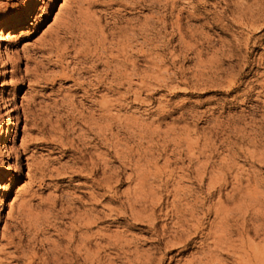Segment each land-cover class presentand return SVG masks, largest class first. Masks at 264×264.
I'll use <instances>...</instances> for the list:
<instances>
[{
  "label": "rangeland",
  "instance_id": "1",
  "mask_svg": "<svg viewBox=\"0 0 264 264\" xmlns=\"http://www.w3.org/2000/svg\"><path fill=\"white\" fill-rule=\"evenodd\" d=\"M27 3L0 0V20L23 19L6 31L0 50V89L7 100L0 103V128L7 114L13 123L0 146V264L61 260L72 230L74 240L89 237L91 253L100 246L97 264H134L153 246L159 248L152 264L190 258L239 264L252 249L255 257L245 264H264V0H159L155 7L148 0H41L28 15ZM146 24L149 44L142 57L139 33ZM123 33L134 37L122 52L129 58V84L117 85L115 93L99 89L92 99L110 98L115 108L116 147L104 158L121 182L108 189L82 168L88 157H76L80 147L83 154L95 152L94 160L105 154V137L96 136L98 116L80 123L68 100L74 94L73 104L94 106L73 90L72 77L61 75V64L45 49L55 37L79 47L91 34L103 61L108 42ZM66 55L71 60L73 51ZM73 67L69 63L67 70ZM125 146L131 165L120 158ZM186 207L193 209L183 217L191 229L175 235V216ZM76 212L95 219L90 230L73 222ZM173 235L176 243L167 245ZM125 241L130 255L117 256ZM134 248L139 253L133 256ZM83 254L78 263L88 264Z\"/></svg>",
  "mask_w": 264,
  "mask_h": 264
},
{
  "label": "bare ground",
  "instance_id": "2",
  "mask_svg": "<svg viewBox=\"0 0 264 264\" xmlns=\"http://www.w3.org/2000/svg\"><path fill=\"white\" fill-rule=\"evenodd\" d=\"M148 1L150 3V6H152V7H155L156 3L158 4V2H159V0H148ZM40 2H41V0H28L26 7H27L29 13H27V15L32 13L34 9H38V5ZM51 4H52V2L50 3V5ZM255 6L256 5L253 4L252 7L248 8L247 11L249 13V16L247 17V21L253 22L256 19V16L254 15L256 13L255 12V9H256ZM243 19L246 20L245 18H243ZM22 21H23V19H17L15 21H11L8 19H1L0 20V50L3 49V47H4L3 46L4 45L3 39H4V35H5L6 31L9 28L18 27V25H20L22 23ZM146 27H148V24L145 25L143 32L139 33L140 38H142V42L139 44L138 50L140 52V56H142V57L145 56V54L147 52L146 47L149 44V41L147 39V34L145 33V31L148 30ZM121 36L122 37L114 43L108 42V46L105 49L107 51H109L110 54L105 55L103 57V59H105V60H103V61H101L102 57L98 55L100 53L97 52L96 46H92L91 41L93 40V42H94V37L92 38L91 34H89V36L86 37L87 40H81L80 39L81 42L79 43L80 44L79 47H76L75 43L74 44L68 43L66 45L65 44L66 42H65L63 44V42H61L62 39L53 36L55 38L53 40L47 42V48L45 49V52H47V54H48V51L54 53L53 56L56 57V61L61 64V66H60L61 67V69H60L61 75L65 76V77H72V82H73V86H74L73 90L76 92H80L81 94L79 96L81 98H83L84 100L91 101V104L94 106L93 109L87 110V108H83L82 102H77V104H73V99H75V96H74V94L73 95L70 94L71 95L70 97L72 99L71 100L69 99L68 101L72 105L71 110L73 112H77L78 114H80V117H81L80 123L84 121L85 117H87L89 120H94L95 115L98 116L99 122H101V123L103 122L102 123L103 125H101L99 122L98 123L96 122V124H97L96 136L101 135V136L105 137L103 139L105 141V144L108 147L106 149L105 154H102V153L99 154L98 153L95 157L96 160H94L93 154L95 152L93 154L90 152L91 154H88V155L83 154L82 150L84 148L82 147L83 148L82 149L80 147L81 149L77 148L78 151L76 150V153L79 154L76 157H78L77 159L80 160L81 162L85 159V157H88L86 162H85V160L83 161L82 168L86 169L88 174L92 177V178L91 177H89V178H91L93 180V183L96 186L106 185L108 189H113V187L118 182H121L120 179L117 177L118 173L116 171L111 172V169L108 168V166H107L108 162L106 160V157L104 158V156L111 154L112 146L116 147V144H114L112 142V140L116 136L114 135L113 132H111L112 131V120H113L111 111L115 108H114L113 100L110 98L108 99L106 97L105 98L102 97V98H100V100L98 99V101L92 100V99H93V96H95V94H96L95 91H98L99 89L105 90L106 93H115L116 89H119V87H116L117 85L124 86V85L129 84L130 78H129V73L127 71V69H128L127 68V62L129 61V58L127 56H124V54H122V52L127 53V48L132 47L131 42L133 41L132 39L134 37H131L128 34H124V33L121 34ZM69 46H72L71 50L73 51V55H71V60H68L66 57L67 56L66 54L71 51V50H68ZM115 50L118 52V54L112 55L113 51H115ZM200 53H201V51L199 52V54ZM5 55H4L5 56L4 59L5 60L9 59L7 54H5ZM94 56L97 57L96 59L98 62H93L90 66H87V65L85 66V63L88 60H90L91 58H93ZM120 57H122V58L119 59ZM69 63H74V67L67 70V66L69 65ZM3 66H4V62L2 61L0 67H3ZM99 67H101V69ZM8 71L10 72L11 70H8ZM85 74H89V75L85 76ZM140 77H142V76H140ZM232 79H233L232 75H229V80L231 81ZM91 88L94 91L89 93V90ZM1 102L4 105L5 102L7 103V100H6V97H4L2 90L0 89V103ZM84 113H86L87 116L84 115ZM12 124L13 123H12L11 114H7L5 116V121H3L1 128H0V146L2 145L3 148L6 146V144H7L6 142H8V137L10 136V133L12 131ZM58 131L61 132L60 133L61 136H64V132L62 130L58 129ZM106 132H108V134H106ZM76 139L78 142H80V144H81L80 146H85V144L87 143V141L85 139H81L79 137H76ZM71 143H73V140H71ZM5 151L6 150H4L2 152L3 154L1 156L5 155L4 154ZM120 154L123 155V156H120L123 164L131 165L133 163V159L130 158V154L128 152L127 146H125L123 149L120 150ZM74 159L76 160V158H74ZM99 160H102V162H99ZM71 162H72V160H71ZM81 162H79V163H81ZM80 171H82V170H80ZM88 174H86V175H88ZM96 175H101L102 177L100 176V178H98L99 176L96 177ZM4 177H5L4 172L0 171V183L2 182V179ZM41 177H42V175H41ZM142 178L143 177H140V176L137 177V184H135V186L133 188L134 194L136 193L137 190L140 189ZM101 183H103V185H101ZM108 191H110V190H108ZM65 203H67V202H65ZM61 204H62V202H61ZM70 210L73 211L74 209L72 210V208H70ZM77 212H76V214L73 215V222L78 223L77 225L80 229H85V231L90 230L92 228V224L95 223V219L92 218L91 216H89V214H87V213H77ZM186 214L189 216H192L193 209H191L189 211V210H187V207H186L183 211L179 210L178 214L175 216V221L173 222V226L175 225L173 227V229L174 228L176 229L173 232L175 235L176 234L181 235L184 232H186L187 230L191 229L187 224V220L183 218L184 215H186ZM180 223H181V225H180ZM166 229H167L166 226H162L161 231L165 232ZM73 234H74V230L71 231V235H69L68 239L66 240V245L59 252L61 254V257H62L61 260L59 258V256H60L59 255L57 258L51 257V258H49V260H48V257L47 258L45 257V259H43V261L46 262L47 264H81V263H78V257L80 256V253L82 251L85 254V260H84L85 262H87L88 264H97V262L99 261V259H98L99 251L101 250L100 246L95 244V246L98 249V252H92L91 253L88 249V246H87L90 243L89 237L84 235V233H83L82 235H79L78 240H74ZM97 234H98V232H96V235ZM175 235H173L171 237V240L166 242L167 245H168V242H169V244L176 243V240H175L176 236ZM99 236H101V235H99ZM157 237L158 238L156 241L159 243L161 241V238H159V236H157ZM16 238L18 240L17 246L20 248V241L21 240H20L19 234H18V237H16ZM119 239H121V237ZM188 243H189V241L185 240V244H188ZM114 245H115V247L117 246L116 244H114ZM128 245H129V243L126 241L125 242H119L118 246H117V254H118L117 256H120V254H122L123 256H129L130 253L127 251L125 252V250H124L125 248L129 247ZM153 247L154 248H152L151 250L149 249V251H146V253L143 255V257H141V258L135 257L137 259L135 260V258H134V260H133L134 264H152V258H151L152 253L153 254L157 253V249L159 248L157 246H153ZM138 251L139 250H137V248H134L131 251L132 255L139 253ZM254 254H255V250L252 249L251 255H248L249 260L251 258L255 257ZM19 255L20 254H18V256ZM23 258L26 259V254H22L21 256L18 257L19 260H22ZM73 258H75L74 261H72ZM248 258L245 257L244 255L240 256L238 258V263L239 264H245L246 261L248 260ZM83 259H82V261H83ZM158 261L159 262L162 261V257H160V259H158ZM254 261H255V259H254ZM261 263H264V261L261 260ZM185 264H209V263L208 262H200V259L198 260V263H196L195 259L190 258L186 261Z\"/></svg>",
  "mask_w": 264,
  "mask_h": 264
}]
</instances>
